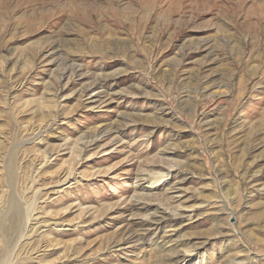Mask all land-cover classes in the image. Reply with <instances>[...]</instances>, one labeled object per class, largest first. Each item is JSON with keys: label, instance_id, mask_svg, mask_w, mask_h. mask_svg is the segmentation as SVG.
<instances>
[{"label": "rangeland", "instance_id": "obj_1", "mask_svg": "<svg viewBox=\"0 0 264 264\" xmlns=\"http://www.w3.org/2000/svg\"><path fill=\"white\" fill-rule=\"evenodd\" d=\"M0 264H264V0H0Z\"/></svg>", "mask_w": 264, "mask_h": 264}, {"label": "bare ground", "instance_id": "obj_2", "mask_svg": "<svg viewBox=\"0 0 264 264\" xmlns=\"http://www.w3.org/2000/svg\"><path fill=\"white\" fill-rule=\"evenodd\" d=\"M157 178L147 180V186H156L157 185Z\"/></svg>", "mask_w": 264, "mask_h": 264}]
</instances>
